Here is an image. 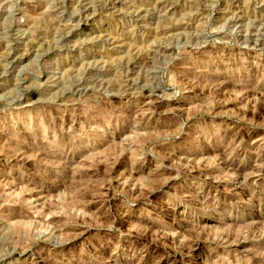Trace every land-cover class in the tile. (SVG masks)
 I'll return each instance as SVG.
<instances>
[{
	"label": "rangeland",
	"instance_id": "rangeland-1",
	"mask_svg": "<svg viewBox=\"0 0 264 264\" xmlns=\"http://www.w3.org/2000/svg\"><path fill=\"white\" fill-rule=\"evenodd\" d=\"M0 264H264V0H0Z\"/></svg>",
	"mask_w": 264,
	"mask_h": 264
}]
</instances>
